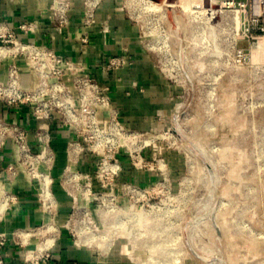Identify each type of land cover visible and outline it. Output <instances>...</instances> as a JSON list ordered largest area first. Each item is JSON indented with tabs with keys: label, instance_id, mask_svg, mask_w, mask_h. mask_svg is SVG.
<instances>
[{
	"label": "rangeland",
	"instance_id": "374dc122",
	"mask_svg": "<svg viewBox=\"0 0 264 264\" xmlns=\"http://www.w3.org/2000/svg\"><path fill=\"white\" fill-rule=\"evenodd\" d=\"M183 1L102 0L121 51L101 129L47 170L115 264H264V37Z\"/></svg>",
	"mask_w": 264,
	"mask_h": 264
},
{
	"label": "built area",
	"instance_id": "2783aa9c",
	"mask_svg": "<svg viewBox=\"0 0 264 264\" xmlns=\"http://www.w3.org/2000/svg\"><path fill=\"white\" fill-rule=\"evenodd\" d=\"M74 1L50 0V17L57 28H70ZM101 5L102 0H81L79 41L83 48L89 44ZM200 7L199 12L209 18L220 14L235 19V27L239 26L242 38L250 43L264 37V0H202ZM37 28L35 21L14 24L0 18V225L21 201L12 188L21 173L35 186L37 206L45 217L39 224L9 232L0 228V264H8L9 244L17 247L23 264H52V250L61 236L91 252L94 264H110L117 254L111 250L114 244L103 234L101 222H70L71 201L64 204L58 199L53 187L56 179L47 169L58 158V131L66 133L65 147L70 152L101 129L106 89L93 68L103 73L109 68L116 71L119 57L101 54L93 67L83 58L64 56L48 44L30 39L27 34ZM102 31L107 28L103 26ZM10 110H24L32 123L23 124ZM8 153L12 154L10 160L6 159ZM71 157L66 160L73 161ZM73 172L65 170L60 179L63 188L68 185L62 191L69 195L70 181L80 177Z\"/></svg>",
	"mask_w": 264,
	"mask_h": 264
},
{
	"label": "crops",
	"instance_id": "0c3cea01",
	"mask_svg": "<svg viewBox=\"0 0 264 264\" xmlns=\"http://www.w3.org/2000/svg\"><path fill=\"white\" fill-rule=\"evenodd\" d=\"M50 0H0V18L8 20L14 24L23 21H35L38 28L35 32L27 36L37 42L48 44L59 54L72 58H83L90 65L98 61L101 54L120 53V41L116 35L114 12H108L104 3L98 8L90 41L86 48H83L79 41L80 19H81V0H75L72 6L71 25L69 29H59L50 17ZM108 24V32H103L102 27ZM85 53V54H84ZM6 66H1V77L4 78ZM96 77L103 83L107 80L106 73L93 68ZM24 82H29V76H23ZM24 110H10L23 124L32 123ZM20 118V119H19ZM57 149L65 147L67 135L64 131L56 134ZM9 152V148L7 149ZM59 151V150H58ZM12 154H7L6 159H12ZM59 161V153L56 162ZM55 162V163H56ZM55 177V176H54ZM19 192L21 201L12 210L6 221L0 225L5 231H10L16 227L33 226L39 224L45 217L39 211L36 201L35 186L21 173L12 186ZM66 213V212H63ZM63 220V215H60ZM6 258L8 264H23L19 256L17 247L9 244L6 248ZM112 260V259H111ZM94 255L84 249L75 247L65 236H61L52 250V264H94ZM110 264H115L111 261Z\"/></svg>",
	"mask_w": 264,
	"mask_h": 264
},
{
	"label": "bare ground",
	"instance_id": "6f19581e",
	"mask_svg": "<svg viewBox=\"0 0 264 264\" xmlns=\"http://www.w3.org/2000/svg\"><path fill=\"white\" fill-rule=\"evenodd\" d=\"M148 1V3H149V7H151V8H154V9H159V8H161L162 7V5L164 4V2L166 1V0H161V1H155V0H147ZM183 1V0H182ZM184 1H186V0H184ZM183 1V2H184ZM188 1V0H187ZM187 4V3H186ZM201 6V5H200ZM190 7V6H189ZM184 8H186V7H184ZM188 9V8H187Z\"/></svg>",
	"mask_w": 264,
	"mask_h": 264
},
{
	"label": "water",
	"instance_id": "95a60500",
	"mask_svg": "<svg viewBox=\"0 0 264 264\" xmlns=\"http://www.w3.org/2000/svg\"><path fill=\"white\" fill-rule=\"evenodd\" d=\"M155 1H161V0H155Z\"/></svg>",
	"mask_w": 264,
	"mask_h": 264
}]
</instances>
